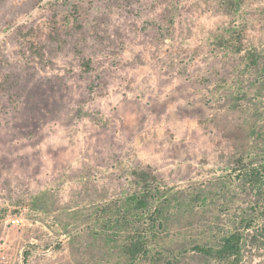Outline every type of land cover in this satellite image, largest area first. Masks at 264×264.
<instances>
[{
    "label": "rangeland",
    "instance_id": "1",
    "mask_svg": "<svg viewBox=\"0 0 264 264\" xmlns=\"http://www.w3.org/2000/svg\"><path fill=\"white\" fill-rule=\"evenodd\" d=\"M233 232L264 264V0H0V264H224L195 249Z\"/></svg>",
    "mask_w": 264,
    "mask_h": 264
},
{
    "label": "trees",
    "instance_id": "2",
    "mask_svg": "<svg viewBox=\"0 0 264 264\" xmlns=\"http://www.w3.org/2000/svg\"><path fill=\"white\" fill-rule=\"evenodd\" d=\"M85 68L89 69V64H85ZM144 176V175H142ZM147 178L144 179V182ZM136 203H139V198H135ZM264 237V232H263ZM198 252L205 256L224 264H240L242 259V234L233 232L220 241L217 248L211 247H196Z\"/></svg>",
    "mask_w": 264,
    "mask_h": 264
}]
</instances>
